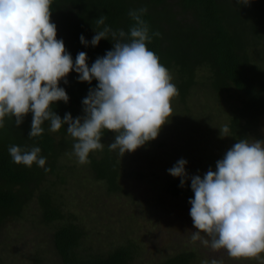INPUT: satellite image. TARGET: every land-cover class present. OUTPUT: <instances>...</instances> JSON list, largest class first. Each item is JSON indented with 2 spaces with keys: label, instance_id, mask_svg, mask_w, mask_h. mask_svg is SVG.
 Segmentation results:
<instances>
[{
  "label": "clouds",
  "instance_id": "clouds-1",
  "mask_svg": "<svg viewBox=\"0 0 264 264\" xmlns=\"http://www.w3.org/2000/svg\"><path fill=\"white\" fill-rule=\"evenodd\" d=\"M51 4L52 0H0V129L5 117H14L19 127L29 113V138L42 135L45 122L51 132L67 125L75 141L72 155L81 165L90 163V152L103 149L105 131L115 133L108 147L121 156L155 140L172 116L171 100L179 91L169 70L147 47L152 36H160L159 32L149 35L142 18L147 9L129 12L135 23L127 33L113 31L101 15L95 22L103 29L95 31L90 42L81 35L80 43L95 47L109 34L114 43L89 67L85 52L73 61L63 40L57 39ZM72 71L79 82L96 80L97 85L82 100V116L65 113L62 119L52 106L57 101L68 102L59 83H67L65 78ZM221 132L226 136L229 127L223 126ZM8 152L17 165L45 166L39 147L26 150L12 145ZM186 164L181 158L167 171L180 178V187L191 181L194 196L188 203L195 229L191 241H200L213 251L224 250L236 261L259 259L264 254V141L239 139L216 161L215 170L210 167L203 177H189ZM203 264L223 261L212 259Z\"/></svg>",
  "mask_w": 264,
  "mask_h": 264
},
{
  "label": "trees",
  "instance_id": "trees-1",
  "mask_svg": "<svg viewBox=\"0 0 264 264\" xmlns=\"http://www.w3.org/2000/svg\"><path fill=\"white\" fill-rule=\"evenodd\" d=\"M244 3L245 0H52L51 21L56 25L57 39L63 40L73 61L79 52H85L91 67L97 57L112 49L114 41L109 34L93 47L90 43L82 45L79 37L83 35L90 42L95 31L103 29L95 22L101 15L106 16L105 25L113 31L127 33L135 23L129 12L146 8L142 18L149 26V35L160 33L159 37L152 36L147 47L169 70L179 91V103H184L198 85L200 69L206 71L207 80L202 83L210 84L221 102L228 101L227 126L236 143L250 136L259 139V120L264 115V69L260 66L261 58L264 59V0ZM65 79L67 83L61 80L59 87L65 89L69 100L55 102L53 111L62 119L65 113L73 118L82 116V100L97 81L79 82L75 71ZM31 119V113L27 114L17 127L14 117H5V126L0 129V232L9 221L21 217L35 199L40 222L54 225L51 238L61 264H130L136 251L131 241L104 253L85 248L86 233L75 217L64 212L55 188L56 180L64 181L65 174H73L72 168L65 167L61 160L73 151L75 141L67 133V125L51 132L48 122L42 125V135L29 138ZM114 135L105 131L101 142ZM12 145L26 150L39 147L40 156L46 158L44 168L50 171L45 172L35 163L31 167L13 163L8 152ZM88 159L92 177L104 184L107 193L124 192L122 178H143L140 171L125 173L108 146L90 152ZM64 169L70 172H63ZM190 183L188 179L180 187V178L176 177L167 181L164 193L172 198L191 199L194 194ZM194 259V253L186 251L157 264H193Z\"/></svg>",
  "mask_w": 264,
  "mask_h": 264
},
{
  "label": "rangeland",
  "instance_id": "rangeland-1",
  "mask_svg": "<svg viewBox=\"0 0 264 264\" xmlns=\"http://www.w3.org/2000/svg\"><path fill=\"white\" fill-rule=\"evenodd\" d=\"M260 66L264 69L263 58ZM207 75L200 69L198 85L184 103L172 98V116L155 140L122 156L112 150L125 173L136 170L143 174L142 179L122 178L124 192L107 193L104 184L92 177L87 164L77 162L72 151L61 160L65 167L72 168L73 174H65L64 181L56 180L57 199L64 212L83 227L88 251L104 253L131 241L136 251L130 264H157L186 251L194 253L193 264L212 259L222 260L223 264H264V254L259 259L236 261L224 250L213 251L200 241H191L195 229L189 215V199L164 193L167 181L176 179L167 170L177 160L187 161L185 171L189 177H203L210 167L215 170L216 161L234 145L229 133H220L229 123L228 101L221 102L211 85L202 83ZM232 101L233 98L229 100ZM257 134L259 139L250 136L248 141H264V115ZM113 140H106L104 146ZM39 214L33 199L21 217L9 221L1 230L0 264H61L51 238L54 225L42 224Z\"/></svg>",
  "mask_w": 264,
  "mask_h": 264
}]
</instances>
